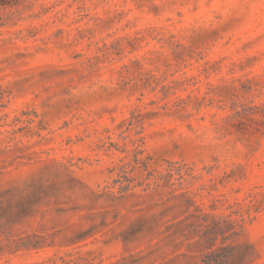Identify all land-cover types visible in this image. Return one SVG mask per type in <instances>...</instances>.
<instances>
[{
	"label": "rangeland",
	"instance_id": "obj_1",
	"mask_svg": "<svg viewBox=\"0 0 264 264\" xmlns=\"http://www.w3.org/2000/svg\"><path fill=\"white\" fill-rule=\"evenodd\" d=\"M218 245L264 264V0L0 2V264Z\"/></svg>",
	"mask_w": 264,
	"mask_h": 264
},
{
	"label": "trees",
	"instance_id": "obj_2",
	"mask_svg": "<svg viewBox=\"0 0 264 264\" xmlns=\"http://www.w3.org/2000/svg\"><path fill=\"white\" fill-rule=\"evenodd\" d=\"M8 1L0 0L1 4H4ZM230 225H232V227L229 228V231H228L229 233L222 232L223 239H225V240L232 237L233 234H236L235 224L230 223ZM212 227L214 228V226H212ZM215 231L216 230L214 229V233H215ZM233 248H234V246H231V245H218L215 247L210 246L209 250L205 251L203 253V257H202L201 261L204 264H221L222 262L228 260V257L231 255Z\"/></svg>",
	"mask_w": 264,
	"mask_h": 264
}]
</instances>
